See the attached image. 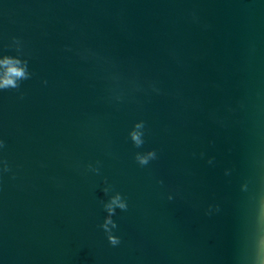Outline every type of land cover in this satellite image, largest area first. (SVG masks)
I'll list each match as a JSON object with an SVG mask.
<instances>
[{
	"label": "water",
	"instance_id": "95a60500",
	"mask_svg": "<svg viewBox=\"0 0 264 264\" xmlns=\"http://www.w3.org/2000/svg\"><path fill=\"white\" fill-rule=\"evenodd\" d=\"M5 57L0 264H262L264 0H0Z\"/></svg>",
	"mask_w": 264,
	"mask_h": 264
},
{
	"label": "clouds",
	"instance_id": "9594fccd",
	"mask_svg": "<svg viewBox=\"0 0 264 264\" xmlns=\"http://www.w3.org/2000/svg\"><path fill=\"white\" fill-rule=\"evenodd\" d=\"M31 73L28 70V61L13 59L10 57H5L0 59V90L16 89L18 90L21 86V81L30 79ZM145 135V125L144 122L137 123L134 125L132 131L129 132V137L133 142L134 146L140 148L144 144ZM3 141H0V147H3ZM157 158V153L155 150L147 151L146 153L137 152L135 154V160L140 166H146L150 161ZM97 174L99 169H96ZM105 183H107L105 181ZM111 186L103 189L105 194L109 193ZM104 210L108 213L105 217L104 222L100 227L107 234V239L109 243L116 246L120 243V239L113 234V229L117 227L116 223L112 217L116 213V209L126 211L128 204L124 197L119 192L115 195H111L106 203H103ZM264 264V261H262Z\"/></svg>",
	"mask_w": 264,
	"mask_h": 264
}]
</instances>
